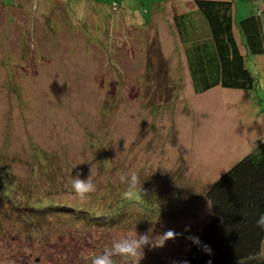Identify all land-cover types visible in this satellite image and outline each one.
<instances>
[{
  "label": "rangeland",
  "instance_id": "obj_1",
  "mask_svg": "<svg viewBox=\"0 0 264 264\" xmlns=\"http://www.w3.org/2000/svg\"><path fill=\"white\" fill-rule=\"evenodd\" d=\"M49 1L0 3V153L16 158L13 153L37 143L63 159L57 177L67 181L69 191L73 177L91 175L96 191L88 199L99 198L109 183L126 191L120 176L133 171L139 177L137 192L146 193L134 200H151L152 191L167 197L169 189L200 198L264 139V53L246 58L256 79L251 98L220 87L193 92L170 22V11L186 9L192 0L168 1V21L161 19L160 28L154 22L142 26L141 4L150 3L144 11L149 15L163 0H121L123 19L107 8V0H69L65 10L56 7L58 0H53L55 9ZM235 2L238 12L246 10L244 0ZM68 19L71 26H65ZM152 47L166 63L156 66ZM144 84L159 85L155 98L139 100L144 92L155 94ZM23 172L19 176L26 178ZM18 180L22 186L34 183ZM35 180L53 184L52 179ZM158 203L165 205L164 196ZM200 208L178 219L128 218L123 227L102 229L60 217L35 230L10 217L12 222H0V264H91L115 240L149 229L153 238L169 229L182 235L163 248L146 247L140 264H186L187 253L197 248L186 237L198 236L208 218ZM113 260L122 264L120 257Z\"/></svg>",
  "mask_w": 264,
  "mask_h": 264
},
{
  "label": "trees",
  "instance_id": "obj_2",
  "mask_svg": "<svg viewBox=\"0 0 264 264\" xmlns=\"http://www.w3.org/2000/svg\"><path fill=\"white\" fill-rule=\"evenodd\" d=\"M58 1L59 6L56 7H61V10H65L64 4L71 5L69 0ZM107 1L111 3L107 8L117 10V17L123 19L125 14L120 11L124 1ZM244 1L246 10L238 12L240 7L235 0H195L192 7L172 15L170 22L194 93L204 94L220 87L246 92L252 97L250 90L256 79L246 58L264 53V4H259L257 0ZM167 2L163 0L158 7L152 5L149 15L144 11L150 3L148 6L141 4L144 7L140 14L142 26L148 28L154 22L160 28L162 20L168 21V12L164 15V8L161 7ZM0 3L4 4L3 0ZM89 3L97 4L95 1ZM49 5L54 8L53 0L49 1ZM75 6L80 7L75 4L72 7ZM240 13L243 15L238 17ZM72 24L69 19L65 22V26ZM154 49L152 47V54L156 57ZM156 61V66H159L166 63V57L164 61L156 57ZM131 68L133 70L134 66ZM147 77L156 78L152 75L153 78ZM149 89L155 94L147 96L144 92L139 100L155 98L159 85L147 87L148 93ZM50 101L53 102L52 99ZM48 152L37 143L29 142L18 153H13L16 158H10L9 152L0 153V222H12V217L21 225L36 230L44 229V221L62 217L67 223H86L102 229L122 224L123 227L128 218L178 219L199 204V210L208 211L203 212L208 218L198 237L203 244L210 246L211 253L199 247L193 248L187 253L186 264H264V230L256 224L259 216L264 215V139L207 186L200 198L196 195L185 198L184 191L169 189L167 197L152 191L151 200H144L145 197L127 200L123 198V187L109 183L99 198H86L81 204L73 199L67 181L62 182L57 177L62 172L57 169V164L63 159ZM19 170H24L26 178L19 176ZM18 179H32L34 183L22 186ZM35 179H52L53 184L46 181L43 186L40 183L42 180L36 182ZM66 179L72 178L67 175ZM162 196L165 205L158 203ZM45 197L47 200L42 201Z\"/></svg>",
  "mask_w": 264,
  "mask_h": 264
},
{
  "label": "clouds",
  "instance_id": "obj_3",
  "mask_svg": "<svg viewBox=\"0 0 264 264\" xmlns=\"http://www.w3.org/2000/svg\"><path fill=\"white\" fill-rule=\"evenodd\" d=\"M121 182H127L128 188L123 193V198L127 200H133L138 198L140 195H145L143 191L137 192V186L139 184L138 174L133 171L128 174V176L121 175ZM71 189L73 193V199H78L83 202L89 194L96 191V185L93 184L91 180V175L85 180L77 177H73L71 180ZM257 227L261 230H264V215H260L256 221ZM189 228H186L185 231H189ZM150 229L148 232L143 234L134 235L129 234L115 240L110 248H106L105 251L96 255L92 258L91 264H114L113 257H120L122 264H127L129 260L133 261L134 264H140L141 255H144V249L146 247L151 249L163 248L168 241H173L182 235V233H177L172 229L164 231L153 238L150 236ZM186 239L191 242L193 245L199 247L202 251L206 253H211V248L209 245H205L201 242L200 238L195 235H189ZM210 264V262H209Z\"/></svg>",
  "mask_w": 264,
  "mask_h": 264
},
{
  "label": "crops",
  "instance_id": "obj_4",
  "mask_svg": "<svg viewBox=\"0 0 264 264\" xmlns=\"http://www.w3.org/2000/svg\"><path fill=\"white\" fill-rule=\"evenodd\" d=\"M167 1H172V0H167ZM189 1H191V0H188L187 2H189ZM194 1H195V0H192L191 3L187 4V7H186V8H188V7H192ZM98 6H100V5H98ZM157 7H158V5H157ZM161 7L165 8V6H163V5H161ZM184 10H185V9H181V10H172V11H170V13H171V15H170V20H171L172 15H173L175 12H183ZM166 14H167V13H166Z\"/></svg>",
  "mask_w": 264,
  "mask_h": 264
}]
</instances>
